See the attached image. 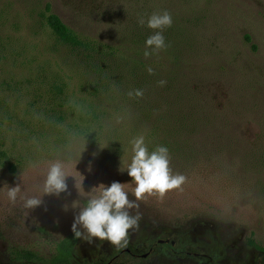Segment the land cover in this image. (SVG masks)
I'll list each match as a JSON object with an SVG mask.
<instances>
[{"label": "rangeland", "instance_id": "obj_1", "mask_svg": "<svg viewBox=\"0 0 264 264\" xmlns=\"http://www.w3.org/2000/svg\"><path fill=\"white\" fill-rule=\"evenodd\" d=\"M164 10L166 48L146 58L144 26ZM48 12L84 45L60 41ZM141 135L149 152L168 148L185 183L138 202L127 247L78 239L70 264H264L249 245L264 247V0H0V264H53L78 213L62 207L79 198L73 177L71 196L33 210L8 187L39 197L61 160L86 192L120 182L134 199L120 168Z\"/></svg>", "mask_w": 264, "mask_h": 264}, {"label": "clouds", "instance_id": "obj_2", "mask_svg": "<svg viewBox=\"0 0 264 264\" xmlns=\"http://www.w3.org/2000/svg\"><path fill=\"white\" fill-rule=\"evenodd\" d=\"M172 22V16L167 10L162 13L154 12L147 19V27L153 30V34L145 41L144 56L146 58L166 48L163 31L171 27ZM138 23L143 26L145 20L141 18ZM147 71L149 74L153 73L151 67ZM165 83L166 81L163 80L159 82L161 86ZM133 94L141 97L143 92L137 89L134 93H128L129 96ZM130 143L132 145L131 161L126 168H120V171L126 170L131 177V184L135 185L131 192L134 199H129V192L125 190L126 184L120 182H112L110 186L100 184L86 192L83 188L85 177L77 171L81 177L77 180L75 175L67 171L65 163L61 160L50 163L39 197L22 195L20 184L8 187L7 197L12 204H15L19 197L25 209L33 210L43 204L42 198L46 195L59 198L62 193H66L71 196L66 180L68 177H73L74 188L79 198L73 200L71 205L65 203L62 207L64 211H68L69 208L78 209L71 226L75 238L88 243L98 239L101 243L107 241L114 248H125L129 243V234L139 228L140 214L138 212L135 215L132 214L133 209L139 208L138 202L146 196L153 195L163 199L169 191L181 189L186 181L184 175L172 174L167 147L157 146L149 152L142 135L133 138Z\"/></svg>", "mask_w": 264, "mask_h": 264}, {"label": "trees", "instance_id": "obj_3", "mask_svg": "<svg viewBox=\"0 0 264 264\" xmlns=\"http://www.w3.org/2000/svg\"><path fill=\"white\" fill-rule=\"evenodd\" d=\"M144 13L141 12V15ZM44 19L48 27L52 30L54 35L63 43L69 44L70 46H83L84 43L78 37L77 33L68 27L61 18L53 12H48L44 15ZM144 29L147 30V26H144ZM248 39V37H246ZM74 233L71 231L65 237L60 239L56 243L55 255L53 258V264H70L74 255V247L77 242ZM249 245L254 246L255 248L264 251V247L259 246L253 241H249ZM13 254L18 260H36L34 253L30 251L14 250Z\"/></svg>", "mask_w": 264, "mask_h": 264}, {"label": "flooded vegetation", "instance_id": "obj_4", "mask_svg": "<svg viewBox=\"0 0 264 264\" xmlns=\"http://www.w3.org/2000/svg\"><path fill=\"white\" fill-rule=\"evenodd\" d=\"M168 243L170 247H173V245H175V240H169V239H162V238H157L155 243ZM153 249L150 248L149 251L151 252ZM195 256L200 257L201 259L204 258L207 261H209L211 258L209 256H207V253H205L204 251H196L193 253Z\"/></svg>", "mask_w": 264, "mask_h": 264}]
</instances>
